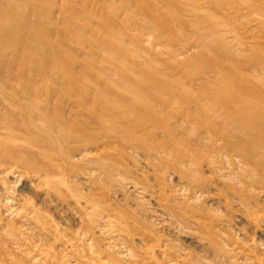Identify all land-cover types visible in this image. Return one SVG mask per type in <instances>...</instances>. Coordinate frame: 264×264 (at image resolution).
<instances>
[{
	"label": "rangeland",
	"instance_id": "obj_1",
	"mask_svg": "<svg viewBox=\"0 0 264 264\" xmlns=\"http://www.w3.org/2000/svg\"><path fill=\"white\" fill-rule=\"evenodd\" d=\"M262 71L264 0H0V141L19 143L26 158L37 155L39 159L32 144L42 139L41 133L49 128L50 133L77 131V150L76 146L63 148L77 167L67 168H73V172L64 171L61 177L67 187L73 188L69 187L73 194L77 192L74 197L78 196L77 205L81 207L64 191L67 199L63 194L59 198L46 195L43 183L35 181L37 177L19 179L26 168L0 157V264H31L34 254L24 251L43 238L47 241L43 239L41 244H48L44 247L46 259L59 262L58 243L47 231L34 230L35 239L26 243L23 235L18 244H25L22 251L10 242L8 225L12 230L24 223L10 209L15 204L21 210L23 200H27V210H34L54 225V232L60 230L63 236L77 238V249L92 247L102 261L117 257L121 264L129 259L127 264H170L177 258L178 264H259L261 260L264 264V195H258L264 192V182L258 185L261 180H257L253 188L235 182V178L233 183V176L218 173L217 165L208 163L191 166L193 169L186 165L162 170L155 165L157 157L152 152L164 145L172 150L170 155L187 147L203 152L207 145L214 148L208 135L217 129H224L231 140H238L231 127L225 128L231 126L225 121L227 116L217 112L223 99L233 96L232 89L242 87L257 94L244 96L253 101L246 111L264 107ZM212 96L220 98L215 101ZM153 114L163 129L141 127L144 135H135L133 125H140L144 116ZM250 114V126L252 123L264 135V110ZM210 123L213 126L208 131ZM121 138L139 139L143 144L126 149ZM40 159V173L54 175L47 171L45 163L49 162ZM98 160L108 164L103 168ZM9 169L13 176L4 173ZM110 173L113 179L107 175ZM228 181L231 187H227ZM234 190L242 202L229 197ZM89 196L97 197L89 201ZM15 198L20 199L18 204ZM253 200L256 206L250 207L248 201ZM84 204L86 211L93 204L100 207L96 217H85ZM102 210L121 216L134 228L130 227L128 241L133 255L122 257L117 248L103 250L106 241L95 235L98 231L93 227L99 223H92L101 220V213L107 214ZM31 224L29 228H34ZM141 236L145 238L140 240ZM146 244H150L151 260L142 256L148 249ZM245 252L251 254L249 261L245 260Z\"/></svg>",
	"mask_w": 264,
	"mask_h": 264
},
{
	"label": "bare ground",
	"instance_id": "obj_2",
	"mask_svg": "<svg viewBox=\"0 0 264 264\" xmlns=\"http://www.w3.org/2000/svg\"><path fill=\"white\" fill-rule=\"evenodd\" d=\"M251 1H254V0H251ZM261 1V0H260ZM255 3V2H254ZM258 4V3H256ZM260 5V4H259ZM227 12V11H226ZM200 13V12H199ZM236 14V13H235ZM234 14V15H235ZM223 15V14H222ZM223 18V17H222ZM263 27V26H262ZM257 36V35H256ZM258 38V37H257ZM263 40V38H260ZM263 48V46H262ZM263 69V68H262ZM261 70V69H260ZM263 72V71H262ZM264 73V72H263ZM236 74L235 76H238L239 74L238 73H233V75ZM258 74V73H257ZM249 75V74H248ZM248 87V86H247ZM232 89V88H231ZM234 91V94L233 96L231 97L230 96V99H223L224 101H226L224 103V101H222V105L220 106V112H217V114H220V115H223V116H227L225 118V121L226 122H229L231 124V126H227L225 128H230V130H234L235 132V135H237V138L238 140L236 139H230L228 135H230L228 132H226L224 129H221V130H216V132H214V134H211V127L213 126V124H209L207 126V129L208 131H210V135H208L209 137H211V139L213 140V142L215 144H213L214 148H208L209 145L205 146V148H207L205 151L203 152H199L196 149H191L189 147L187 148H184L182 151L179 150L178 152H176L175 154L173 155H170L171 153V149H167V146L168 145H164V146H157V148H155V151H152L153 154L156 155L157 158H155L154 162H155V165L162 169V170H173L175 167H185L186 165L188 166H192V167H198V166H203L205 165L206 163H208V165H217V172H221L224 171L225 173H227L230 177H232V181L234 180L235 178V182H238L239 184L242 183V184H248L249 187L253 186L254 185V182H258L257 180H261L260 182H258V185H260L262 182H264V135L263 133L261 132H257L255 130V126L252 125L251 123V126H250V119L248 116H251L250 113L252 112H260V111H263L264 110V107L262 105H259L258 107H255L254 109H251L249 111H246L247 108H252V103L253 101L249 100L248 97H244L246 95V93H249V94H252V96H256L257 94L250 91L249 90V87H248V90L244 87L242 88H238L237 90H233ZM211 94H213L211 92ZM5 96V95H4ZM225 96V95H224ZM259 96H261V94H259ZM227 97V96H226ZM244 97V98H243ZM220 98V97H218ZM217 97L215 96H212V99L216 101V99H218ZM1 99V98H0ZM74 104V103H73ZM220 104V103H219ZM7 105V104H6ZM8 107V106H7ZM75 107H77V105L75 104ZM75 113H77V111H75ZM31 114V112H30ZM7 115V114H6ZM33 115V113H32ZM8 116V115H7ZM15 116V115H14ZM16 117V116H15ZM146 117L141 123L140 125H136L134 124L133 126L136 127L135 128V135L136 134H139L141 135H144L143 133L140 132V129L141 127H145L147 130L149 128L154 129V131H157L158 129L161 130L163 129V127H160L159 125V119H158V116L153 114L152 116H144ZM19 118V117H18ZM3 119V118H2ZM21 119V118H20ZM19 119V120H20ZM114 120V119H113ZM21 121V120H20ZM1 122V121H0ZM28 122V121H27ZM26 122V123H27ZM13 123V122H12ZM43 123V122H41ZM48 123V122H47ZM46 123V124H47ZM125 124V123H124ZM28 125V124H27ZM44 125V124H43ZM136 125V126H135ZM43 127V126H42ZM49 127V126H47ZM204 127V126H203ZM29 128V127H28ZM39 128V127H38ZM45 128V127H44ZM34 129H36L34 127ZM40 129V128H39ZM204 129V128H203ZM33 130V129H32ZM37 130V129H36ZM35 130V131H36ZM48 130V129H47ZM50 130V128H49ZM48 130V132H49ZM205 130V129H204ZM47 131H45L44 133H41V138L42 139H39L38 142H35L33 143L32 145L37 149L38 151V155H40L42 158H44L45 160H47L46 162H49V163H45V165L47 166V171H51L52 174L54 175H50V174H45V175H42L40 173V169H39V162L42 161V159H37L38 156H33L34 158H31V156L29 157V159L31 161H29L28 158H26L27 155H25V153L23 152L22 148L23 147H20L21 144L19 143H10V144H2V141H0V157L2 158V160L6 161V162H9V163H13V164H17V165H20L22 167H25L26 168V172H22L20 173V175H18L19 179H22L23 177L24 178H28L29 177H37V179L35 181H39L41 183H43V187H45V191H46V195H55V196H60L61 194H63L62 192L64 191L65 193H68L69 196H71L74 201H75V205L76 206H79L77 205V199H78V196L74 197L77 192H75L73 194V191L71 189L69 184H67L71 189H69V187L66 186V183L64 182V179L62 176V172H67V174L69 173L68 171H72V169L76 168L77 166H74L73 165V157L70 158V153L67 152L66 150L64 151V147L65 146H76V150H77V131H73L71 129H61L59 131H54L53 133H50L48 134ZM206 132V131H205ZM16 134V133H15ZM35 134V133H34ZM48 134V135H47ZM140 137V138H141ZM139 138V137H138ZM123 141H124V145L127 146L126 149H131V150H134L136 149L137 147H139L140 145H142L143 141L139 140V139H132V141H129V140H126V139H123L121 138ZM239 139H242V140H239ZM8 140V139H7ZM10 140V139H9ZM106 140L108 141L109 140V136L106 138ZM19 142V141H18ZM171 142V141H170ZM217 142H219L220 144H223L222 146H217ZM25 143V142H24ZM159 143V142H158ZM85 144V143H84ZM154 147V146H153ZM178 148V147H177ZM202 149V148H201ZM77 152V151H75ZM98 154V153H97ZM103 160H106L108 161L109 159L108 158H102ZM72 160V162H71ZM76 160V159H75ZM102 160V161H103ZM102 161L100 163V161L98 160V164L100 163L102 165V167L104 168L105 166H103L104 164H108V163H103L102 164ZM105 161V162H106ZM104 162V161H103ZM93 163L96 164V162L94 161ZM211 163V164H210ZM44 164V163H43ZM191 164V165H190ZM77 165V164H75ZM97 165V164H96ZM14 166V165H13ZM73 167L72 169H69L68 171L66 170L67 168H71ZM98 167V166H97ZM99 167H101L99 165ZM121 167V166H120ZM191 167V168H192ZM206 167V166H205ZM9 168V167H8ZM182 168V169H183ZM7 169V168H6ZM110 169V168H109ZM193 169V168H192ZM15 170V169H14ZM32 170L31 172H28ZM100 170V169H99ZM103 171V169H101ZM105 170V169H104ZM107 171L108 168L106 169ZM120 170V169H119ZM184 170V169H183ZM188 170H190L188 168ZM12 171L13 170H6V172L4 171V173H11L12 175ZM17 172V170H15ZM106 171V172H107ZM112 171V170H111ZM110 171V172H111ZM114 171H115V168H114ZM118 171V170H117ZM193 171V170H192ZM104 172V171H103ZM113 172V171H112ZM121 172V171H120ZM119 172V174H120ZM162 172V171H161ZM179 171H177L178 173ZM30 173V174H29ZM96 173V172H95ZM94 173V174H95ZM105 173V172H104ZM116 172H114L115 174ZM123 173V172H122ZM93 174V173H92ZM91 174V176H92ZM93 174V175H94ZM125 174V173H124ZM17 175V174H16ZM108 176L111 175L110 174H107ZM168 175V174H166ZM171 175V174H170ZM13 176V175H12ZM58 176V177H57ZM88 176V175H87ZM120 175H118L119 177ZM197 176V175H196ZM18 177L16 179H18ZM102 177V176H101ZM110 177V176H109ZM97 178V177H96ZM111 178V177H110ZM18 179V180H19ZM29 179V178H28ZM31 179V178H30ZM102 179V178H100ZM113 179V177L111 178ZM127 179V178H126ZM125 179V180H126ZM223 179V178H222ZM34 180V179H33ZM88 180H90L88 178ZM87 180V181H88ZM123 180V179H122ZM125 180H123L125 182ZM96 181V179H95ZM98 181V180H97ZM230 181V180H229ZM228 181V182H229ZM3 182V181H2ZM94 183V180L92 181ZM91 182V183H92ZM190 182H192L190 180ZM92 183V185H93ZM98 183V182H96ZM114 183V182H113ZM227 183V181H226ZM230 183V182H229ZM234 183V181H233ZM237 183V184H238ZM20 184V183H19ZM27 184V183H26ZM26 184H25V187H26ZM37 184V183H36ZM36 184H33V187L34 185ZM131 184L134 185V183L132 182ZM185 184V183H184ZM183 184V185H184ZM191 184V183H190ZM189 184V185H190ZM241 184V185H242ZM16 185V184H15ZM24 184H20V186H22ZM28 185H32V184H28ZM38 185V184H37ZM91 185V186H92ZM132 185V186H133ZM137 185V184H136ZM186 185V184H185ZM230 186H227V187H231L232 183L229 184ZM90 186V188H92ZM237 186V185H236ZM239 186V185H238ZM37 187V186H36ZM127 187V185L125 186ZM135 187V186H134ZM178 187V186H177ZM206 187V186H205ZM14 188V186H13ZM22 188V187H21ZM27 188V187H26ZM39 189V186L37 187ZM100 188V187H98ZM98 188H96V191L98 190ZM130 188V187H129ZM142 189H144L143 187H140ZM181 188V187H180ZM184 188V187H183ZM190 188V187H189ZM188 188V190H189ZM239 188V187H238ZM253 188V187H251ZM28 189V188H27ZM43 189V188H42ZM106 189V188H104ZM125 189V188H124ZM131 189V188H130ZM179 189V188H178ZM195 189V188H194ZM36 190V189H34ZM91 190V189H90ZM93 190V189H92ZM100 190V189H99ZM98 190V191H99ZM132 190H133V187H132ZM131 190V191H132ZM181 190V189H180ZM185 191V189H183ZM193 190V189H191ZM238 190V189H237ZM237 190H234L232 194V196L229 195V197H233V199H237L238 201H241L240 198L238 197L239 195V192ZM241 190V188H240ZM263 190V189H262ZM260 190V191H262ZM22 191V190H21ZM95 192V190H93ZM118 191V190H117ZM140 191V190H139ZM145 191V190H144ZM142 190V192H144ZM264 191V190H263ZM91 192V191H90ZM89 192V193H90ZM138 192V191H137ZM141 192V193H142ZM259 192V191H258ZM9 193V192H8ZM136 194V192H133ZM187 193V191H186ZM200 193V192H199ZM231 193V192H230ZM33 194V193H32ZM93 194V192H92ZM91 194V195H92ZM95 194V193H94ZM144 194V193H142ZM185 194V192H184ZM194 194V193H193ZM44 195V194H42ZM64 195V194H63ZM62 195V196H63ZM137 195V194H136ZM181 195V194H180ZM183 195V193H182ZM192 195V194H191ZM197 195V194H196ZM258 195H264V192H259ZM14 196V195H13ZM105 196V195H104ZM199 196V195H198ZM197 196V197H198ZM208 196V195H207ZM9 197V196H7ZM67 197V196H66ZM65 195H64V198H66ZM97 197V196H95ZM95 197H91L89 196V201H91L92 198H95ZM99 197V196H98ZM183 197V196H182ZM202 197H203V194H202ZM44 198V196H43ZM48 198V197H47ZM59 198V197H58ZM68 198V197H67ZM66 198V199H67ZM84 198V197H83ZM181 198V197H180ZM185 198V197H184ZM194 198H195V195H194ZM199 198H201V196H199ZM26 199V198H25ZM50 199V198H49ZM57 199V198H56ZM109 199V198H108ZM143 199V198H142ZM182 199V198H181ZM197 199V198H196ZM12 200V199H11ZM16 200V198H15ZM55 200V198H54ZM94 200V199H92ZM98 200V199H96ZM95 200V201H96ZM200 200V199H199ZM231 200V199H230ZM20 199L19 200H16V202L14 203H19ZM22 201V200H21ZM27 200H23V202L20 204V208L21 210L19 209V207H16L17 205H15L16 208H12L10 209V213L13 214V216H20L21 219H23V224L20 226V227H16L15 225V228L17 229H13L11 230V227H8L6 228V232L5 234H7L12 240L10 241L13 245H16V247L18 248L17 250H19V248L21 249L20 251H22L24 245L22 246L21 244L18 245L21 241V238L23 235H25V238H23L24 240V243H26L25 241H28V240H34L35 239V236L33 235V232L34 230H39V231H47V234L49 236L52 237L53 241L58 243V255L57 258L59 259V262H57V264H121L120 262L121 261H117V257L118 255H114L116 258L113 260V261H106V258L105 260H100L101 258H99L94 251H92V247L90 248H87V247H82V249H77V238H74L72 237L69 233V236H63L61 235L60 230H58L59 232H54L52 230V224H49L47 223V221H45V219L42 218V216L35 212L34 210H27L26 207L27 205L25 204ZM50 201V200H49ZM57 202L59 200H56ZM64 202H66L65 200H62ZM108 201V200H107ZM183 201V200H182ZM236 201V200H235ZM9 202V201H8ZM32 202V201H31ZM94 202V201H93ZM97 202V201H96ZM197 202V201H195ZM194 202V203H195ZM5 203V201H4ZM7 203V202H6ZM29 203V202H28ZM70 203V202H69ZM91 203V202H90ZM106 203V202H105ZM199 203V202H198ZM232 203V201H231ZM248 203L250 204L251 203V206H256L255 205V200L253 201H248ZM9 204V203H8ZM60 204V203H59ZM81 204V203H80ZM100 204V203H99ZM104 204V203H103ZM106 204H110V200L109 202H107ZM234 204V203H233ZM237 204V203H235ZM70 205H73L70 204ZM69 205V207H70ZM87 205V204H86ZM101 205V204H100ZM114 205V204H113ZM215 205V204H214ZM218 205V204H216ZM103 206V205H102ZM110 206V205H109ZM117 206V205H116ZM139 206V204L137 205ZM73 207V206H72ZM80 207V206H79ZM83 209L86 208L85 204L84 206L82 205ZM112 207V206H111ZM114 207V206H113ZM246 207V206H245ZM37 208V207H35ZM89 208V211H86L87 209H85L86 211V214L85 217L90 219L93 215L95 216L96 215V209L97 208H100V207H96L95 204H93V206L91 207H88ZM116 208V207H115ZM219 208V207H218ZM254 208V207H253ZM252 208V209H253ZM256 208V207H255ZM13 209V211H12ZM75 209V208H74ZM73 209V211H74ZM81 209V207H80ZM117 209V208H116ZM247 209V208H246ZM251 209V208H250ZM249 209V210H250ZM37 210V209H36ZM115 210V209H114ZM112 210V211H114ZM138 210V209H137ZM216 210V209H215ZM101 210H99L100 212ZM103 211V210H102ZM111 211V212H112ZM9 211H7L8 213ZM39 212V211H38ZM78 212V211H76ZM75 212V213H76ZM103 212H106V211H103ZM108 212V211H107ZM106 212V213H107ZM208 212H211V211H208ZM215 212V211H214ZM43 214V213H42ZM80 214V212H79ZM103 216L102 218H100L101 220H98V219H95V223L92 222L93 224H96V221L97 223H99L98 225H94L93 227L94 230L97 229L96 231H98L97 233L95 232V235L98 234L99 236L101 237H104L105 241H106V245L105 248L104 246L101 247V248H104L103 250H106V251H109V250H119L118 253L122 254L123 256L122 257H127L128 256H131L133 255L131 249L129 248L130 247V242L128 243V241H130V227H132L130 225V227L128 225H126V222L124 220V218H122L121 216H117V215H111V214H103L101 213ZM118 214V213H117ZM127 214V213H126ZM216 214V213H215ZM45 215V214H44ZM60 215V214H59ZM98 215V213H97ZM129 215V214H128ZM127 215V216H128ZM258 217L260 214H258ZM12 216V215H11ZM12 216V217H13ZM79 216V215H78ZM83 216V215H82ZM100 216V214H99ZM251 216V215H249ZM80 217V216H79ZM101 217V216H100ZM253 217V216H252ZM251 217V218H252ZM11 218V217H10ZM78 218V217H77ZM82 218V217H81ZM93 218V217H92ZM172 218V217H171ZM80 219V218H78ZM93 219V220H94ZM127 219V218H126ZM129 220V219H128ZM127 220V222H128ZM132 220V219H131ZM130 220V221H131ZM136 220V219H135ZM179 220V219H178ZM51 221V219H50ZM129 221V222H130ZM80 222V220H79ZM141 222V221H140ZM159 222V221H158ZM179 222V221H178ZM32 223L35 225L34 228H29V224ZM91 223V224H92ZM133 224V222H131ZM135 223V222H134ZM263 223V221H262ZM31 224V225H32ZM55 224V223H54ZM83 224V223H82ZM129 224V223H128ZM72 225V224H71ZM84 225H85V222H84ZM176 225V224H175ZM5 226V225H4ZM92 226V225H91ZM178 226V225H177ZM33 227V226H31ZM84 227H88V226H84ZM92 227V229H93ZM129 227V228H128ZM140 227V226H139ZM264 227V226H263ZM133 228V227H132ZM60 229V227H59ZM63 229V228H62ZM82 229H85V228H82ZM134 229V228H133ZM4 230V229H3ZM141 230V229H140ZM38 231V232H39ZM63 231V230H62ZM37 232V233H38ZM64 232V231H63ZM76 232V231H75ZM83 232V231H82ZM88 232V228H87V231ZM132 232V230H131ZM134 232V231H133ZM46 233V232H45ZM66 233V232H65ZM84 233V232H83ZM75 234V233H74ZM135 234V233H134ZM132 233V235H134ZM36 235V234H35ZM45 235V234H43ZM73 235V234H72ZM136 235V234H135ZM7 236V237H8ZM39 236V234H38ZM46 236V235H45ZM87 236V235H86ZM97 236V235H96ZM140 236V235H139ZM8 237V238H9ZM85 237V236H84ZM142 239L140 240H143V237L145 238V236H141ZM9 238V239H10ZM40 238V236H39ZM81 238V237H80ZM133 238H136V237H133ZM140 238V237H139ZM237 238V237H236ZM236 238H233L234 240H236ZM44 239V238H43ZM42 239V241H43ZM87 239V238H86ZM85 239V240H86ZM95 239V238H94ZM102 239V238H101ZM264 239V237H263ZM37 240V239H36ZM45 242L47 241L46 239H44ZM85 240H83L85 242ZM100 240V238H99ZM136 240V239H135ZM138 240V239H137ZM139 240V241H140ZM150 240V239H149ZM238 240V239H237ZM241 240V239H240ZM41 241V242H42ZM52 241V240H49V242ZM82 241V242H83ZM147 242V236H146V240ZM144 241V242H145ZM194 241V240H193ZM244 241V240H242ZM241 241V242H242ZM253 241V240H252ZM261 241V240H260ZM263 241V240H262ZM41 242L36 241L34 243H32L33 245L31 246L30 244V249H28L27 251H24L26 253H28L29 255L30 254H34V257L31 256V264H55V262H53L51 259L48 261L46 258L48 257L46 254H45V251H44V247L47 246H43V244H41ZM44 242V241H43ZM83 242V243H84ZM89 242V241H88ZM102 242V241H101ZM104 242V241H103ZM132 242V241H131ZM145 242V243H146ZM152 244L154 245L153 241H151ZM150 242V243H151ZM196 242V240H195ZM198 242V241H197ZM240 242V241H239ZM51 243V242H50ZM50 243H49V247H50ZM100 243V242H99ZM142 243V242H141ZM144 243V244H145ZM148 243V242H147ZM244 243V242H242ZM241 243V244H242ZM247 243V242H246ZM85 244V243H84ZM89 244V243H88ZM91 244V243H90ZM132 244V243H131ZM151 244V245H152ZM201 244V243H200ZM235 244V243H234ZM252 244V243H251ZM18 245V246H17ZM139 245V243H138ZM157 245V244H156ZM198 245V244H197ZM232 245V244H230ZM245 245V243L243 244ZM259 245V244H258ZM257 245V246H258ZM261 245V244H260ZM259 245V246H260ZM263 245V244H262ZM90 246V245H89ZM147 246V250L145 251V253L142 255V256H146L148 257L150 260H151V257H152V253L150 252V248L148 246H150V244H146ZM162 246V244H161ZM168 246V245H167ZM166 246V247H167ZM177 245H175V248H176ZM235 246V245H234ZM256 246V247H257ZM258 246V247H259ZM264 246V245H263ZM80 247V246H79ZM100 247V246H99ZM141 247V246H140ZM165 247V246H163ZM172 247V246H171ZM177 247H180V246H177ZM237 247V246H236ZM46 248V247H45ZM87 248V249H86ZM96 249V247H94ZM117 248V249H115ZM139 248V246H138ZM233 248V246H232ZM231 248V249H232ZM263 248V247H261ZM259 248V249H261ZM135 249V248H134ZM137 249V248H136ZM163 249V248H161ZM173 249V247H172ZM242 249V248H241ZM57 250V249H56ZM98 250V248H97ZM113 250V251H114ZM140 250V249H139ZM159 250V249H158ZM164 250V249H163ZM176 250V249H175ZM172 252V250H170ZM243 250H240L239 252H241ZM251 251V250H250ZM262 251V250H260ZM30 252V253H29ZM100 252V250H99ZM111 252V251H110ZM117 252V251H115ZM163 252V251H162ZM169 252V251H168ZM179 252V250H178ZM252 252V251H251ZM21 253V252H19ZM131 253V255H130ZM180 253V252H179ZM182 254L181 255H184L183 254V251L181 252ZM246 253V252H245ZM248 253V252H247ZM246 253V254H247ZM0 254H1V251H0ZM103 254H104V251H103ZM115 254V253H113ZM117 254V253H116ZM138 254V253H137ZM154 254H156L154 252ZM163 254V253H162ZM170 254V253H169ZM176 254V253H175ZM240 254V253H239ZM139 255V254H138ZM171 255V254H170ZM238 255V254H236ZM251 255V254H250ZM250 255L247 254V256L245 255V260L248 259L249 261V257ZM253 255V254H252ZM107 256V254H106ZM135 256V255H134ZM155 256V255H154ZM160 256H164V255H160ZM173 256V255H171ZM235 256V255H234ZM262 256V254L260 255ZM259 256V257H260ZM264 256V254H263ZM52 257V256H51ZM109 257V256H108ZM113 256H111V259H112ZM120 257V256H119ZM118 257V258H119ZM138 257V256H137ZM140 257V256H139ZM170 257V256H168ZM167 257V258H168ZM176 257V256H175ZM180 257V255H179ZM186 257V256H185ZM254 257V256H253ZM252 257V259H253ZM258 257V256H257ZM256 259H260L259 257ZM114 258V257H113ZM141 258V257H140ZM146 258V259H148ZM61 259H63L65 262H62ZM103 259V258H102ZM126 259V258H125ZM137 259V258H136ZM135 259V260H136ZM144 259V260H146ZM148 259V260H149ZM171 259V257H170ZM169 259V260H170ZM175 261L173 262L174 264H178V261H177V258H173ZM181 259V258H180ZM183 259V258H182ZM186 259V258H185ZM184 259V261H186ZM194 259V258H193ZM244 259V258H243ZM242 259V260H243ZM251 259V260H252ZM255 259V258H254ZM14 260V259H13ZM56 260V259H55ZM128 260V259H127ZM132 260V259H131ZM131 260L129 259V262H131ZM146 260V261H148ZM168 260V261H169ZM172 260V259H171ZM244 260V261H245ZM16 261V260H15ZM51 261V262H50ZM61 261V262H60ZM139 261V259L137 260ZM142 261V260H141ZM140 261V262H141ZM181 261V260H180ZM192 261V259H191ZM233 261V260H232ZM243 261V262H244ZM126 262V261H125ZM143 262V261H142ZM141 262V263H142ZM194 262V261H193ZM193 262H191V264H193ZM204 262V261H203ZM201 261V263H203ZM206 262V261H205ZM239 261L237 260V263ZM252 262V261H251ZM261 262V263H260ZM258 262L259 264H263L262 263V260ZM264 262V261H263ZM1 263V262H0ZM124 263V262H123ZM126 263V264H127ZM144 263V262H143ZM173 263H170V264H173ZM181 263V262H180ZM199 263V262H198ZM200 263V264H201ZM240 263V262H239ZM16 264V263H15ZM132 264V263H131ZM135 264V263H134ZM167 264V263H166ZM169 264V263H168ZM244 264V263H242ZM248 264V262L246 263Z\"/></svg>",
	"mask_w": 264,
	"mask_h": 264
}]
</instances>
